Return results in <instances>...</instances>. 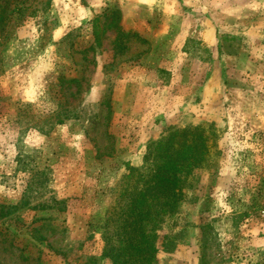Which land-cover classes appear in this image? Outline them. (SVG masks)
<instances>
[{"label":"rangeland","instance_id":"374dc122","mask_svg":"<svg viewBox=\"0 0 264 264\" xmlns=\"http://www.w3.org/2000/svg\"><path fill=\"white\" fill-rule=\"evenodd\" d=\"M114 9L144 42L115 47ZM0 15V264H112L96 228L111 190L197 125L215 131L211 167L155 233V264H264V0H0Z\"/></svg>","mask_w":264,"mask_h":264},{"label":"trees","instance_id":"16d2710c","mask_svg":"<svg viewBox=\"0 0 264 264\" xmlns=\"http://www.w3.org/2000/svg\"><path fill=\"white\" fill-rule=\"evenodd\" d=\"M9 21L0 15V38L3 40ZM120 21L119 10L104 12V28L115 32L116 48L122 49L123 43L131 37L145 41L137 33L125 31ZM61 80L76 82L75 79ZM55 120L56 124L63 121ZM212 128V125L208 128L197 125L171 130L147 145L141 168L127 167L117 189L111 190L115 194L110 207L96 220V228L104 243L103 253L112 264H155L158 253L155 233L165 224L175 222L189 192L192 195L196 190L197 173L211 167L209 151L212 145L209 142L217 138ZM259 209L257 207L256 212L243 211L233 219L238 223L248 221ZM253 219L259 218L254 215ZM199 229L202 231L203 227L199 226ZM203 238L202 233L200 241L206 245ZM171 244V239L166 236L162 247L170 252ZM204 263L201 256V264Z\"/></svg>","mask_w":264,"mask_h":264}]
</instances>
